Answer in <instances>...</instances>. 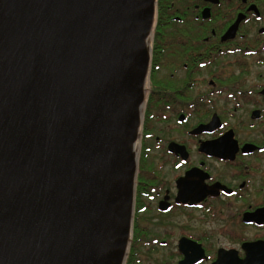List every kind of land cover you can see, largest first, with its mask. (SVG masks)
I'll return each instance as SVG.
<instances>
[{
	"label": "water",
	"instance_id": "1",
	"mask_svg": "<svg viewBox=\"0 0 264 264\" xmlns=\"http://www.w3.org/2000/svg\"><path fill=\"white\" fill-rule=\"evenodd\" d=\"M156 13L0 0V264H125Z\"/></svg>",
	"mask_w": 264,
	"mask_h": 264
},
{
	"label": "flooded vegetation",
	"instance_id": "2",
	"mask_svg": "<svg viewBox=\"0 0 264 264\" xmlns=\"http://www.w3.org/2000/svg\"><path fill=\"white\" fill-rule=\"evenodd\" d=\"M149 81L125 264H264V0H157Z\"/></svg>",
	"mask_w": 264,
	"mask_h": 264
},
{
	"label": "rangeland",
	"instance_id": "3",
	"mask_svg": "<svg viewBox=\"0 0 264 264\" xmlns=\"http://www.w3.org/2000/svg\"><path fill=\"white\" fill-rule=\"evenodd\" d=\"M147 90H146V96L148 95V90H149V88H150V81L149 82H147Z\"/></svg>",
	"mask_w": 264,
	"mask_h": 264
},
{
	"label": "trees",
	"instance_id": "4",
	"mask_svg": "<svg viewBox=\"0 0 264 264\" xmlns=\"http://www.w3.org/2000/svg\"><path fill=\"white\" fill-rule=\"evenodd\" d=\"M160 5V4H159ZM161 15V14H160ZM160 19H158V21H159Z\"/></svg>",
	"mask_w": 264,
	"mask_h": 264
}]
</instances>
